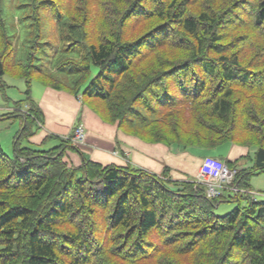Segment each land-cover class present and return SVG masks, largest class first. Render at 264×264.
Listing matches in <instances>:
<instances>
[{"label":"trees","instance_id":"1","mask_svg":"<svg viewBox=\"0 0 264 264\" xmlns=\"http://www.w3.org/2000/svg\"><path fill=\"white\" fill-rule=\"evenodd\" d=\"M6 74L27 109L0 115L21 123L11 155L0 146V264H264V201L248 184L264 173V0H0L1 90ZM33 82L146 143L231 144L237 159L209 157L232 182L207 198L167 167L93 162L70 136L31 143Z\"/></svg>","mask_w":264,"mask_h":264},{"label":"crops","instance_id":"2","mask_svg":"<svg viewBox=\"0 0 264 264\" xmlns=\"http://www.w3.org/2000/svg\"><path fill=\"white\" fill-rule=\"evenodd\" d=\"M25 90L26 87L23 91L19 89L17 92H9V97L5 95L7 102L14 101L13 108L5 107L3 104L4 98L0 95V111L6 114L16 110V103L25 105ZM31 95L34 96L33 102L40 108L43 114L40 132L29 139L35 145L41 144L43 139L50 134L63 138L67 137L71 135L75 125L81 123L85 127L87 139L86 144L80 146L79 149L93 162L104 166L109 164L124 166L126 159L132 157V150L135 148L141 149V147L133 145L130 139L122 135L116 126L104 124L90 109L83 106L79 100L64 92L43 87L42 89L37 88L34 95L31 91ZM26 109L25 105V109L23 110L26 111ZM0 126L12 128V130L15 129L13 133H7L0 140L1 148L2 143H5L12 152V142L20 129L21 123L18 120L0 121ZM55 143L57 142L53 141L49 143V147L56 145ZM11 152L10 154H6L11 155ZM241 153L242 150L232 147L231 144H225L221 148L210 151L201 149L183 150L181 147L175 145L167 148L162 145L143 144V169L159 175L167 167L170 169L169 175L172 179L179 181L192 180L197 179L198 170L204 157L228 158L233 161ZM195 158L197 161H194ZM64 160L74 166H78L81 163L80 158L71 152L66 153ZM250 166L251 164L248 162L245 167H238V169Z\"/></svg>","mask_w":264,"mask_h":264},{"label":"rangeland","instance_id":"3","mask_svg":"<svg viewBox=\"0 0 264 264\" xmlns=\"http://www.w3.org/2000/svg\"><path fill=\"white\" fill-rule=\"evenodd\" d=\"M89 9H90V11L91 10L94 11L93 6H90ZM2 82L5 85L4 90L3 89L1 90V88H0V95H1L2 98H4V103L3 104H4L5 107L13 108V106H14L13 102L14 101H8L7 102L5 100V97H6L5 95H7L9 97L10 96V95H8L9 92H17L19 89H20V91H23L25 89V85H23L24 81L21 78H19V77H15V76H13L11 74H6L3 77ZM37 88H41L42 89L43 87L39 83L33 82L32 85H31V91H32L33 95H34V92L36 91ZM21 97H22V95H21ZM33 97L34 96H32L30 94L31 100L34 99ZM22 105L24 106V104H22ZM1 114H3V111H0V115ZM83 127H84V125H83ZM14 131H15V129L12 130V128H10V129L9 128H3L2 126H0V140H2V138L7 133L11 134ZM72 133H73V131H72ZM72 133H71V135H69L71 138H72ZM85 134H86V132H85ZM122 135L127 137V139H130V141L132 142L133 145L141 147V149L135 148V149L132 150L133 151L132 152V157L131 158L129 157L130 160L128 158L126 159V164L124 163L125 165L131 164V165H133L135 167L143 169V144H147V145L148 144L149 145H162V146L167 147V148L169 147L167 145L159 144V143H154V144L153 143H146V142L142 141L141 139H139L138 137H136L134 135H131V134H128V133L127 134L126 133H122ZM86 139H87V135H85L83 143L81 145H78V146L80 147V146L85 145L86 144ZM2 144H3L2 145V149H3L4 153L5 154L6 153L10 154V152H11L10 148L5 143H2ZM72 144H74V143L72 142ZM23 145H25V143H23ZM48 146H49V143H47L43 148L48 149L49 148ZM254 151H255L254 149H251V155H252V153ZM194 161H197L196 158H195ZM194 164H195V162H194ZM248 184H249V187H250L249 194L252 196V198L256 199L257 201H264V173L263 174H257L255 176H251L249 178ZM230 195H233V193L232 192H228V191H226L224 193V196L226 198L228 196H230ZM234 206H235L234 203H228V202L221 203L220 206L217 208V210L215 212L218 215H223V214H226L227 212L231 211L234 208Z\"/></svg>","mask_w":264,"mask_h":264},{"label":"built area","instance_id":"4","mask_svg":"<svg viewBox=\"0 0 264 264\" xmlns=\"http://www.w3.org/2000/svg\"><path fill=\"white\" fill-rule=\"evenodd\" d=\"M85 128L78 124L73 129L71 141L75 145H81L85 138ZM234 172L226 165L212 157H205L199 167L197 181L205 185L207 198H216L220 191L227 187L233 179Z\"/></svg>","mask_w":264,"mask_h":264}]
</instances>
